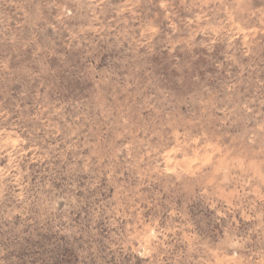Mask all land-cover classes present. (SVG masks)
<instances>
[{
    "label": "rangeland",
    "instance_id": "1",
    "mask_svg": "<svg viewBox=\"0 0 264 264\" xmlns=\"http://www.w3.org/2000/svg\"><path fill=\"white\" fill-rule=\"evenodd\" d=\"M0 264H264V0H0Z\"/></svg>",
    "mask_w": 264,
    "mask_h": 264
}]
</instances>
